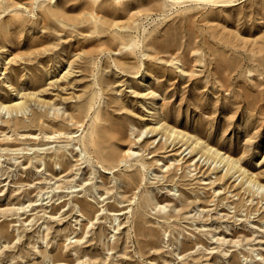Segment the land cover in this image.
<instances>
[{"label":"rangeland","instance_id":"rangeland-1","mask_svg":"<svg viewBox=\"0 0 264 264\" xmlns=\"http://www.w3.org/2000/svg\"><path fill=\"white\" fill-rule=\"evenodd\" d=\"M15 101L0 264H264V0H0Z\"/></svg>","mask_w":264,"mask_h":264},{"label":"bare ground","instance_id":"bare-ground-1","mask_svg":"<svg viewBox=\"0 0 264 264\" xmlns=\"http://www.w3.org/2000/svg\"><path fill=\"white\" fill-rule=\"evenodd\" d=\"M204 1H207V2H215L216 0H204ZM23 106V101H15L13 102L12 104L10 105H1L0 107L1 108H4V109H9V108H21ZM81 126V125H80ZM173 135L174 134H181V132H178L174 129H172L170 131ZM52 135L48 134L47 137H51ZM92 141L94 142L95 141V138L93 137L92 138ZM199 143V142H198ZM195 147V146H194ZM204 150L209 153L210 152V155L213 159L221 162V161H224L225 163H228L230 165H233V168H235V170L239 171V170H243L242 172L246 173L248 175V182H254V183H257V184H260L258 183L254 178H253V175L248 173L247 170L245 169H242V167L240 166V164L238 163V160L237 159H234L233 157H231L229 154H226L225 152H222L220 149L218 148H213L212 146L206 144L205 147H203ZM120 160H123V158L121 157ZM124 162V161H123ZM110 170V169H109ZM109 170H105L107 172H104V173H109L108 171ZM261 187H263L264 185L260 184Z\"/></svg>","mask_w":264,"mask_h":264}]
</instances>
